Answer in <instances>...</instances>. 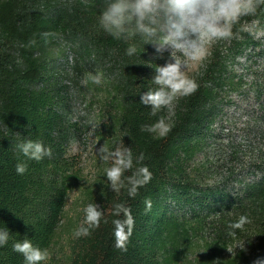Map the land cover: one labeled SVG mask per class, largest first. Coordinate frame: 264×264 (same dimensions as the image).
I'll use <instances>...</instances> for the list:
<instances>
[{
    "label": "trees",
    "instance_id": "trees-1",
    "mask_svg": "<svg viewBox=\"0 0 264 264\" xmlns=\"http://www.w3.org/2000/svg\"><path fill=\"white\" fill-rule=\"evenodd\" d=\"M102 7V0H0V229L9 231L7 245L0 247V264H25L13 251V244L25 237L49 251L63 226L68 199L77 190L85 191L83 208L98 204L104 217L90 235H74L71 264H183L196 231L185 215L199 225L210 220L214 232L194 264H264V160L259 175L234 193L203 192L183 181L188 163L212 136L225 95L245 87L242 77L222 59H213L196 81L198 90L174 101L171 117L168 110L153 116L140 95L154 87L150 64L155 50L138 37L124 42L104 32L98 23ZM256 14L264 20V5ZM130 45L137 48L131 57L126 55ZM259 47L246 39L234 41L232 51ZM99 66L107 67L110 86L100 145L131 148L134 169L147 166L152 173L135 198L127 187L119 193L109 189L105 169L112 165L100 158V179L85 187L77 158L66 152L68 104L83 101L90 89L99 91L91 82ZM85 76L86 87L81 84ZM58 79L65 85L58 86ZM257 89L256 94L264 91V81ZM161 116L171 127L165 137L140 130ZM25 140L41 142L51 156L37 162L20 155L18 160L15 145ZM141 154L144 160L136 164ZM19 162L27 163L23 175L16 172ZM148 199L152 208L146 212ZM118 203L134 219L127 251L114 247L112 220L117 217L111 211ZM240 215L251 223L231 237L227 225ZM84 218L83 209L70 220L68 232L74 234ZM245 234L251 235L248 246L229 256V248L245 240Z\"/></svg>",
    "mask_w": 264,
    "mask_h": 264
},
{
    "label": "clouds",
    "instance_id": "clouds-1",
    "mask_svg": "<svg viewBox=\"0 0 264 264\" xmlns=\"http://www.w3.org/2000/svg\"><path fill=\"white\" fill-rule=\"evenodd\" d=\"M98 23L100 28L117 40L128 42L139 38L144 45H151L157 55L163 58L169 53L163 65H155V74L151 79L153 88L140 95V103L151 109V115L156 116L163 110L171 111L173 102L180 97L193 95L199 88L195 80L187 75L190 64L205 60L210 47L217 42L227 41L234 37V29L245 17L256 14L257 9L264 5V0H102ZM45 36L48 34L45 33ZM30 43L34 44L35 41ZM137 52L134 45L126 49V55L133 56ZM91 82L100 85L101 77H91ZM89 78L81 80L87 86ZM142 132L165 137L171 130L164 116L151 125H142ZM20 155L28 160L41 161L51 156V149L41 142L25 140L15 145ZM102 162H111V167L105 169L109 189L119 193L127 187L128 195L132 198L138 194L141 187L146 186L152 179V173L147 166L134 169L131 148L117 146L110 150L107 143L98 149ZM144 160L141 154L136 164ZM134 169V170H133ZM27 163L19 162L16 172L25 174ZM131 175L125 177V173ZM146 212L150 211V199L145 200ZM83 224L74 232L76 237L88 236L91 230L100 227L104 212L98 204H88L84 208ZM117 217L112 220L114 247L127 251V243L133 232L134 219L131 210L118 203L111 211ZM104 223L108 221L104 219ZM251 223L247 215H240L234 222L228 223V235L234 237L235 230L243 231L245 225ZM9 231L0 229V247L7 245ZM13 251L24 257L25 264H41L48 258L47 249L34 246L30 239L13 244Z\"/></svg>",
    "mask_w": 264,
    "mask_h": 264
},
{
    "label": "rangeland",
    "instance_id": "rangeland-1",
    "mask_svg": "<svg viewBox=\"0 0 264 264\" xmlns=\"http://www.w3.org/2000/svg\"><path fill=\"white\" fill-rule=\"evenodd\" d=\"M246 39L258 43L260 47L255 52L249 49L236 54L232 51L234 41L242 43ZM263 51L264 20L255 14L242 19L241 24L234 29L232 39L214 43L205 60L188 67L187 75L197 81L206 65L211 60L220 58L225 61L229 71L233 70L242 77L245 86L238 92L225 95L221 112L211 128L212 136L186 167L187 177L183 181L190 182L203 192L213 188L234 193L244 182L251 181L259 173V165L264 160V91L258 94L256 92L264 81ZM168 55L165 52L163 58H160L154 53L150 64L153 76V67L163 65ZM106 70L107 67L99 66L95 72L102 80L100 85H96L99 91L94 93L90 89L83 101H70L64 115L69 127L66 152L68 157L77 158L85 187L98 181L101 176L98 149L101 146L100 132L105 122L106 102L109 101L110 93L109 82L105 79ZM57 85L65 84L62 79H58ZM172 111L173 104L169 117L172 116ZM84 192L77 190L70 195L63 226L58 231L44 264H71L74 253L72 243L76 237L68 232L67 227L70 220H74L84 209ZM185 219L196 231L191 235L188 258L183 264H194L197 258L206 253L205 243L213 237L214 232L210 220L202 221L203 224L199 225L190 216L185 215ZM250 236L245 234V240L235 242L229 248L228 255L233 256L246 248Z\"/></svg>",
    "mask_w": 264,
    "mask_h": 264
}]
</instances>
